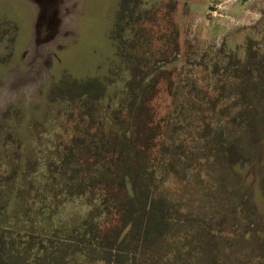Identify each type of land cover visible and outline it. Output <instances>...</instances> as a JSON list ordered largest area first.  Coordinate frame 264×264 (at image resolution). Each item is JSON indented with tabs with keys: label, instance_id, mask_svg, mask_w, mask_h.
<instances>
[{
	"label": "rangeland",
	"instance_id": "rangeland-1",
	"mask_svg": "<svg viewBox=\"0 0 264 264\" xmlns=\"http://www.w3.org/2000/svg\"><path fill=\"white\" fill-rule=\"evenodd\" d=\"M135 1L147 4V8L127 3L129 11L121 20V37L131 41L139 28L150 34L153 40L146 49L150 47L155 53L151 64L160 67L166 61L172 62L166 72H173L174 81L176 77L177 81L195 79L198 86L205 88L210 81L202 69L188 75L179 70H188L190 64H236L237 59L245 63L249 45L258 53L255 62L264 64V0H157L160 4L154 8L155 0ZM122 3L123 0H0V232L17 237L13 248L4 236L0 237L5 242L0 247V264H11L16 248L22 251L17 264H105L103 259L111 248L101 239L90 245L83 260L76 258V252L87 246L85 220L92 215L97 218L105 206H114L116 201L112 196L98 201L96 191L87 184H99L104 177L98 175L95 179L94 174H99L103 166L114 172L116 145L102 122L105 110L110 115L121 99V90L118 88L111 96L101 90L100 98L80 102L71 100L74 95L68 89L75 82L71 78L84 77L89 70L94 77L98 69L104 72L108 67L105 77L111 86L125 79L122 72L110 71L111 67L122 68L116 64H120L117 45L111 37ZM140 14L148 19L134 22ZM174 35L175 50L169 43ZM158 37L163 39L157 41ZM127 46L131 53L126 50V55L131 56L132 43ZM161 52L163 57H159ZM218 52L223 57H216ZM227 54L229 58L224 59ZM62 75L66 79L51 80ZM219 75L218 79L212 77L211 83L226 82L223 72L219 71ZM229 83L225 84V96L211 90L210 98L220 101H215L216 109L211 114L215 119L200 136L213 138L223 132L229 145L236 144L241 158L236 171L223 158H210L212 141L202 143L195 138L198 118L189 107L191 96L185 94L188 86L174 83L173 91L167 93L164 81L161 83L157 96L162 115L170 104L174 105L169 129L188 132L191 143H183L181 150H195L192 163L196 167H191L190 172L194 176L184 181V189L192 186L193 193L187 197L181 190L177 211L181 216L207 214L209 223H214L213 215L220 214L216 212L222 199L235 198L237 204L247 207L243 209L252 218L243 214L239 218L230 214L226 217L229 252L243 256L240 264H263L259 251L254 250H260L263 242L259 238H264V119L256 133L248 125V113L230 107L233 100L229 94L234 86ZM219 108L228 121L215 115ZM87 115L93 118L89 125ZM86 131H91V136ZM81 149L93 157L90 165L81 162ZM67 182L77 187L75 192L86 193L69 194L65 190ZM8 204L13 207L10 213L6 212ZM42 241L47 251L33 255L42 247ZM53 245L62 248L64 255L51 253ZM234 247L247 250L244 255H236Z\"/></svg>",
	"mask_w": 264,
	"mask_h": 264
},
{
	"label": "trees",
	"instance_id": "trees-1",
	"mask_svg": "<svg viewBox=\"0 0 264 264\" xmlns=\"http://www.w3.org/2000/svg\"><path fill=\"white\" fill-rule=\"evenodd\" d=\"M132 2L134 8L140 6L147 8V4L140 5L141 3H137L135 0H123L111 36L117 45L116 56L119 58L120 64H116L121 65L122 68L115 66L116 68L111 67L110 71L116 74L122 72L125 79L111 86L109 79L105 77L108 75L106 73L109 70L108 67L104 72L102 71L103 73L98 69L94 77L89 70L84 77L71 78L75 82L68 89V93L74 95L71 100L76 99L80 102H92L94 99L100 98L99 91L101 90L108 93L109 96L118 88L121 90V99L116 103L115 109L110 115L108 110H105L102 122L104 128L107 129L105 132L110 141L116 145L115 160L112 163L114 172L110 173L107 170L108 166H103L98 171L99 174H94L95 179L98 175L101 178L104 177L99 181V184L94 185L93 182L87 184L90 189L96 191L97 197H99L98 201L102 202L104 198H108L107 196H112L116 201L114 206H105L102 214L97 218H93L92 213V216L85 220L83 229L87 236V246L76 252V258L80 260L86 258L87 253L90 252V245L93 242L98 243V239H101L102 244L113 248V251L110 249L109 252H106L103 259L105 264H108L110 260L113 261V264H240L239 261H243L241 259L243 256H234L232 252H229L231 247L227 245L224 226L225 219L229 214L233 218H239L242 214L245 218H252V214L244 210L247 208L244 207V204H237L235 198L234 200L223 198L220 209H217L216 212L220 214L213 215L214 223H209L208 217L205 216L207 214L199 216L184 213L185 215L181 216L177 211L181 204L177 199L181 190L187 197L193 193L192 186L190 188L186 186L184 189V181L192 180V176H194L190 172L191 167H196V164L192 163V154L195 150L192 147L181 150L183 143H191L192 136L182 129H169L174 105L170 104L167 113L162 115L157 94L161 92L162 81H164V91L167 93L173 91L174 83L182 84V87L188 86L185 94L191 96L188 99L189 107L194 110L198 118V128L194 132L196 133L195 138L200 139L202 143L212 141L210 158H223L227 163L233 164L232 168L236 171L235 166L241 160L236 144L231 142L229 145L223 132H218L219 134L214 135L213 138L205 134L200 136L210 121L215 119L211 114L216 109L215 101H220L219 98L211 99L210 92L214 90L219 93L217 96L220 94L225 96L223 94L225 84L230 81L228 85L234 86L229 94L233 100L230 107L246 111L248 125L253 127L257 133L264 119L263 115L260 116L264 110V64L255 62L258 53H254L253 48L249 45L246 48L245 63L243 60L237 59L236 64L232 62H227L225 65L219 62L218 65L213 66L190 64L188 70L184 71L183 68L179 70L182 74L187 73L188 75L197 69H202L201 73H205L210 81L205 88L198 86L195 79L184 78L177 81L176 77V82L171 77L173 72H166L168 65L172 62L166 61L164 66L160 67L151 64L155 53L150 47L146 49V46L151 45L153 40L150 34V36L147 35L148 33L145 34L146 31L139 28L132 36L131 41L123 40L121 37L123 29L121 20L126 17L125 13L129 11L127 3ZM159 4L160 2L155 0L152 6L153 8L154 6L158 7ZM144 14L136 16L133 19L134 22L138 23L142 19L147 20L148 18H143ZM147 14L148 12L145 15ZM129 17L133 18L132 14ZM162 37L164 38V36ZM162 37H158L157 41L162 40ZM131 43L133 52L131 56H127L126 50H128V54L131 53L130 47L127 45H131ZM169 43L175 50L177 36L174 35ZM163 56L164 53L161 52L159 57ZM220 56L223 57L222 53L218 52L216 57ZM225 58H229L228 54ZM129 59L132 61H128ZM235 66L241 68L233 70ZM68 69L71 73V68ZM219 71L223 72L226 77V82L218 80V84L221 83V86H218L216 82L211 83L212 77L220 78ZM64 74L65 72H63ZM63 75L59 76V79L53 76L54 79L52 77L51 80L56 82L66 79ZM108 77L112 78L111 75ZM104 92L102 93L104 94ZM228 98L227 96L226 99ZM225 105L226 103L222 107ZM216 111L217 117H225L228 121L222 108ZM87 117L86 121L89 125L93 118L89 115ZM90 132L86 131V135L91 136ZM85 151L86 149H81L79 152L81 162L90 165L93 157L87 155ZM69 174H71L70 171ZM72 187L71 183H66L65 190L71 195L86 193L81 190L75 192L77 187ZM8 205L10 206L6 212L10 213L13 207L11 204ZM90 205L92 208L95 207L94 203H90ZM1 236L8 240L11 248L17 245V237L11 233L2 231L0 232ZM259 239L263 243L260 245V250L258 247L254 251H259L258 256L264 260V238ZM41 244L42 247H38L37 252H34L33 255L38 251H47L48 246H44L43 241ZM3 245L5 246L4 240L0 241V247ZM50 249L51 253L63 254L62 248H59L58 245H53ZM241 250L234 247L236 255H244L247 249ZM21 253L19 248L14 250L11 264H17L18 255ZM250 259L251 255L248 260Z\"/></svg>",
	"mask_w": 264,
	"mask_h": 264
},
{
	"label": "water",
	"instance_id": "water-1",
	"mask_svg": "<svg viewBox=\"0 0 264 264\" xmlns=\"http://www.w3.org/2000/svg\"><path fill=\"white\" fill-rule=\"evenodd\" d=\"M245 1V0H244Z\"/></svg>",
	"mask_w": 264,
	"mask_h": 264
}]
</instances>
